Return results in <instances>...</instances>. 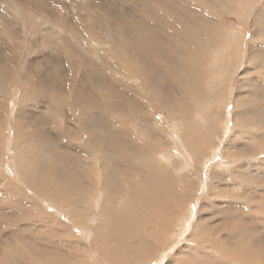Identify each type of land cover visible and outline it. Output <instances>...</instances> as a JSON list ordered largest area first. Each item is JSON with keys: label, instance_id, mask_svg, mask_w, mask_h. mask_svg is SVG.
<instances>
[{"label": "bare ground", "instance_id": "1", "mask_svg": "<svg viewBox=\"0 0 264 264\" xmlns=\"http://www.w3.org/2000/svg\"><path fill=\"white\" fill-rule=\"evenodd\" d=\"M141 8L138 15L143 24L151 17L159 19L160 14L154 13V8ZM155 11L158 13L157 9ZM110 16L119 21L117 16ZM160 17L164 19L162 14ZM213 18L207 20L212 22ZM260 18L264 19L263 10ZM130 22L98 26L100 36L111 44L109 47L121 60L115 57L116 60L109 63L111 67L105 69L102 59L105 49H96L94 57L102 60L104 66H84V76L72 69L73 63L71 67L56 69L50 65V60L42 68L45 75L33 71L32 65L24 69L25 72H19V62L11 61L12 66L6 63L8 47L3 44L2 36L10 33L18 52L23 40L11 26L0 27V264H264V218L259 214H264V173L244 171L247 169L244 159L252 156L251 159L257 160L263 153L264 135L255 137L251 148L246 143H233L232 135V145L223 147V155L235 163L232 174L240 180H249L255 187L234 183L227 177L228 170L215 165L206 186L208 197L197 209L188 241L178 246L177 234L188 225L187 218L192 214L188 207L201 191L202 168L213 157L214 145H220L218 140L214 144L212 139L216 124L228 113L222 111L216 95L199 92L192 72L195 63L188 58L197 37L194 39L189 30L181 33L187 58H183L181 68L178 67L183 69V74L174 75L171 54L176 48L171 38L177 36V28L162 24L163 30L157 36L161 43H151V37L149 42L145 41L148 34L135 42L131 29L136 30L138 27H134L138 24ZM119 28L123 31H118ZM145 28L138 29L144 34ZM255 44H251L250 50L257 57L258 49L263 47ZM152 46H156L153 50L159 62L164 60L167 64L153 61ZM237 46L242 50V43ZM230 50H234L232 45L226 46L225 52ZM227 61L226 69L233 68L235 61ZM261 64L255 60L252 65L258 69ZM107 69L129 76L133 82L114 73L110 76L105 72ZM70 73L76 76L71 77ZM146 73H149L148 79L143 76ZM15 82L20 85L22 99L32 97L33 103L45 104L41 106L42 111L22 108L12 118L10 97L5 91ZM149 83H153L150 88ZM107 89L114 95L106 92ZM115 91L126 93V105ZM255 95L264 98V84ZM191 97L211 103L209 115L204 118L205 132L199 134L191 123L190 127L181 123L178 135L184 153L172 157L168 151L175 142L165 133V124L156 118L152 109H167L171 118L181 115L184 121L190 114ZM249 104L241 96L235 100V111L231 112L238 128L234 136L240 137V141L245 135L239 133L243 126L264 125L263 104L252 107ZM77 108L81 109L79 115L75 112ZM119 110L124 121L112 118L119 115ZM8 118H12L14 130L12 154L5 149ZM130 121H137L136 130L127 128L125 122ZM39 122L43 125L42 135L38 130H29L37 128ZM9 157L22 185L14 183L13 176L2 170V164ZM48 205L54 211L51 212ZM58 210L65 211L66 218L59 216ZM76 227L84 229L81 235L76 233ZM174 247L176 250L172 251Z\"/></svg>", "mask_w": 264, "mask_h": 264}, {"label": "rangeland", "instance_id": "2", "mask_svg": "<svg viewBox=\"0 0 264 264\" xmlns=\"http://www.w3.org/2000/svg\"><path fill=\"white\" fill-rule=\"evenodd\" d=\"M142 6H146V8L147 7L148 8L150 7L152 9L154 8L155 10L157 9L158 13L153 9L154 13L156 12V14L158 15L162 14V18L164 19L161 20L160 15L158 20H155L157 18L153 17L152 19L151 17L149 19V22L145 23L146 26H144L145 24H143L144 23L143 20L140 18V15H138L140 14V10L142 9L141 8ZM262 10L264 12V0H0V27L5 25H9V27L11 26L12 29L16 31V34L22 38L19 39L23 40L22 43H20L21 52H18L19 49L16 50L15 45L13 46V42L11 39L12 37H10L9 35L10 33L6 35L4 34L2 36L3 44L5 45L6 48L8 47L7 48L8 54H6L5 56L6 63L9 62L7 64H10L12 66L11 61L19 62L18 64L21 67L19 72L22 73L25 72L24 69L32 65L33 71L39 73L40 75L45 73L42 71V68H45L44 65L45 62H48L50 60L49 61L50 65L56 66V69L59 68V66L66 68L67 66L70 65V63H73L75 65L78 64L79 66H77V68L74 65L72 69H75V71L77 70L76 73L79 74L80 72V75L84 76V71H83L84 66H86L87 68L91 67L92 65H99L100 67L102 66L101 62L103 61L94 57L95 56L94 53L96 49L99 48L103 50L105 49L104 54H106L102 58L104 60L106 67L104 65H103L104 67L103 66L102 67L105 69L107 67H111L109 63H112V60L115 61L118 56L113 51V48L109 47L111 44L107 40H105L103 36H100V33L97 30L98 26H103V24L105 23L109 24L110 22H114L115 24L120 26L122 25L123 22L126 23L125 25H128L127 24L128 21H132L130 23L138 24L134 28L138 27L141 28V30H143L146 27L145 28L146 32L143 31L144 34L140 32L139 31L140 29L138 28H136V30L133 29V31L131 29V32L133 33V36L136 37L135 42L136 41L138 42L141 38H145L144 37L145 34H148L150 36L148 37L146 36L147 39H145V41L146 40L148 41L149 38L151 37L150 38V40L152 39L151 43L153 41L154 42L157 41L161 43L162 40L160 41L157 36L163 30L164 27L163 25L165 23L167 24V26L172 27L171 29H173V27H176L178 30L177 32V30L175 29L177 36L171 38V41L176 48V50L174 48L175 53L171 54L174 56L173 62L171 63V65L174 67L172 68L171 66L173 72L175 71L174 73L172 72L174 75L175 73L180 75L181 73L183 74V69H178V67H180V64H182L183 58L187 56L186 54H184L185 52L183 50L184 42L182 40L183 38L181 37L182 36L181 33H184V30L186 31L189 30L193 34L194 39L195 37H197L196 39L198 40L196 41L194 40L195 44L192 45L193 49L188 56V58H190V60H192L195 63V68H193L194 71H192L193 77L194 78L196 77L195 80L197 82V87L199 89V92L210 94L212 96L216 95L217 96L216 99H219V105L222 106V111L224 112L226 111L228 115L227 117H225L224 120L218 119V122L216 124V128H215L216 134H214L215 136L212 137L214 141L212 142L215 144L218 140L220 142V145L216 147L214 145L213 157L208 159L206 161V164L202 168V172H201L202 184L200 186L201 191L198 193V195L194 197V199L190 203V206L188 207L189 209L188 212L192 213L190 217L187 218L188 225L185 226L182 229V231L178 232L177 234L178 236L177 240H179L178 241V246H179L188 241V234L190 232L191 225L196 221L195 215L197 209L201 201L204 200L206 197H208L209 193L206 186L208 182H210L212 179L210 176V171L215 167V165L218 166L221 170L224 169L228 170L227 172L228 175L227 174L226 175L232 181H235L234 183H243V185L249 188L255 187V185H253V183L250 182L249 180L247 179L244 180V178L243 179L241 178L240 180L239 178L236 177V175L232 174V170L235 168V163L231 158H227L226 156L223 155L224 154L223 147L227 145H232V140H231L232 135L234 138L233 143L236 142L246 143L249 145L248 148L254 147L253 145L256 139L255 137L264 135V125L256 126L255 124L252 123L246 127L243 126L239 130V133L244 132L245 135L244 138H241L242 139L241 141L238 140L240 137L234 136V134L238 130L237 124L235 122V119L231 115V112L235 111V107H236L235 100H237L241 96H244L246 98V101L250 103L249 104L250 107H252L253 104L254 106H256V104L257 106L260 104H263L264 106V98L262 96L255 95L258 92V87L260 88V85L264 84V35H263L264 33L263 34L259 33L260 30L264 31V19L263 20L261 18L259 19ZM110 15L117 16L116 18L119 21H114ZM210 17H215L213 18L212 22L207 20ZM122 19H124V21ZM137 19L139 20L137 21ZM165 19L167 20L168 23L166 22ZM163 20H165V23ZM255 21H256V25H255ZM148 26L150 27V29ZM205 26L207 29L205 28ZM106 28L107 26L104 27V29ZM190 28L194 30H191ZM220 28H223L222 30L224 31V33L223 32L221 33L222 30ZM118 31H123V30L122 28H119ZM107 32H109V30ZM139 33H141V35H138ZM254 35L255 36L257 35L256 38ZM140 36L142 37L140 38ZM128 37L130 38V35H128ZM236 42L242 43V50L238 49L237 46L238 43ZM93 43L95 44L100 43V45L98 46V44L95 45ZM253 43L254 44L256 43L257 46H259V48L263 47L258 49L259 54L257 55V57L256 55H253L250 50V46ZM228 45H232L234 49L232 51L230 50L231 53L230 51L227 53L225 52V48ZM133 46L135 45L133 44ZM155 47L156 46H152V50H151L153 61L158 62V64L160 63L167 64V62L164 60H161V62H159V58H157L159 56L153 50ZM147 48H151V46H147ZM237 50L239 52H237ZM43 51L45 53H43ZM51 53L53 54L54 58L49 56ZM237 53H241L240 56L242 57L240 58V56H236ZM118 58L121 60L120 57ZM227 60L235 61V65H234L235 67L233 66V68L230 69L228 68L229 70L226 69L224 63ZM255 60H258L263 63L261 64V67H259L258 69H255V67L252 65L253 62H255ZM51 61L55 63L57 62L59 65L58 64L55 65ZM96 61L98 64L96 63ZM168 64L170 63L168 62ZM219 64H221V66L223 67L221 66L218 67ZM37 68H39L41 72ZM111 71L114 70L111 69ZM111 71H109V69H107V71L105 70V72L109 74L110 73H112V75L117 74L120 77L123 76L121 77L122 79L124 78L133 82V80L129 76L125 75L124 77L122 73L118 74V72L115 71L111 72ZM222 72H225L227 78L226 75ZM148 74L149 73H146L143 76L148 79ZM112 75L110 74V76ZM75 76L71 74V77H75ZM68 78L69 76L67 77V79ZM253 79L255 80L254 83H253ZM239 81H241V83H239ZM147 85H148L147 87L150 88L151 85L153 86V83H149ZM9 91H10V95H9ZM106 92H108L111 95H114L112 93L113 91L109 89H107ZM5 93L8 94V96L10 97L9 112L11 113L12 118L15 117L17 114H19V111L22 108L27 109V111L28 108L35 109V111L37 110L36 112H39L42 111L40 110L43 108L41 106H45V104L43 103H40L41 105L39 103H33L32 97L30 98L27 97L25 100L22 99L20 94V85L18 82L11 84V87H8ZM115 93H116L115 95L118 96V98H120L121 100L123 99L124 102L127 101V99L124 96L126 94L125 92L119 91V93H117V91H115ZM147 93L149 94L150 91L147 90ZM238 93L240 97H238L239 96ZM248 94L249 95L252 94V96H249ZM28 95L32 96L30 94ZM196 98L197 97H193V98L191 97L189 99L190 103L188 104V106H190L189 108L190 114L188 113V116L184 121L181 120L182 118L181 115L180 117L177 116L175 118H171L172 116L168 114L167 109H161V108L152 109L153 114L155 112L156 118L161 123L165 124V130H164L165 133L167 135L169 134L168 136L172 138L173 141L175 142L174 146L171 148L172 150L170 149L169 150L170 152L168 151L169 155L172 157H177V154H179L180 152L184 153V150L182 149L181 144L179 143V135H178V132L181 131L180 128L181 123L182 125L184 124L187 127H190V123H191V125L195 127L194 130L197 131L199 134L205 132L204 129L207 124L205 123L204 120L207 119L206 117L209 115V106L211 103L207 102L205 99H201V98L196 99ZM21 102L23 103L22 105L19 104ZM126 104L127 102H125V105ZM121 106L124 107L123 104ZM122 109L123 108H121V110ZM121 110H119L120 111L119 115H116V117L115 116L112 117L114 120L118 119L124 121ZM75 112L77 115H79L81 113V109L77 108ZM91 113L94 115L93 112ZM12 118L10 119L8 118L5 129L8 133L6 138L5 149L9 154H12L11 143L14 139ZM125 123L127 125V128L132 129V131L138 128L137 121H130ZM40 124H42V122L38 123L37 128H29V130L31 131L38 130L39 131L38 133L42 135L43 125L41 126ZM172 127L174 129L176 128V130H174ZM178 127L180 129H178ZM85 135H87L86 136L87 139L89 137L88 133L86 132ZM261 156L260 157L263 160L259 157L260 158L259 161H257L259 159L258 157H256L257 160L251 159L252 156H248L247 159H244V161H246L245 165L247 166V169L246 168L244 169V171H247L245 173L247 174L264 173V150ZM162 157L163 155L160 154L159 158L161 159ZM261 160L263 163L261 162ZM254 164L256 165L254 166ZM13 165H14L13 160L10 159L9 157L7 159V162L2 164V168H3L2 170H4L6 173H9L10 176L11 175L13 176L11 177L13 178L14 183H18L19 185H22L20 179L17 178ZM258 166L260 169L259 168L257 169ZM232 188H236V187H232ZM262 188L264 189V187ZM0 190H1V185H0ZM221 198L223 200L225 199L224 197ZM250 203L251 201L247 204L249 205ZM256 203H259V201L256 200ZM47 207L48 209L50 208L49 210L51 212L54 211V208L50 207L49 205ZM248 212L250 211L248 210ZM57 214L63 218H66L67 216L65 211L63 212L58 210ZM259 214L260 217L263 219L264 214L263 213H259ZM83 230L84 229H80L77 227L75 228L76 233L79 235H81L80 233ZM176 247H174L172 251H175ZM156 264H164V263L157 262Z\"/></svg>", "mask_w": 264, "mask_h": 264}]
</instances>
